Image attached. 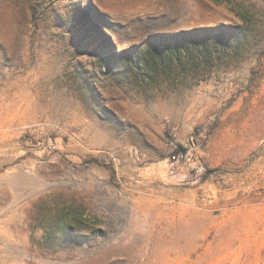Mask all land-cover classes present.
I'll use <instances>...</instances> for the list:
<instances>
[{"label": "rangeland", "instance_id": "rangeland-1", "mask_svg": "<svg viewBox=\"0 0 264 264\" xmlns=\"http://www.w3.org/2000/svg\"><path fill=\"white\" fill-rule=\"evenodd\" d=\"M0 264H264V0H0Z\"/></svg>", "mask_w": 264, "mask_h": 264}, {"label": "trees", "instance_id": "trees-1", "mask_svg": "<svg viewBox=\"0 0 264 264\" xmlns=\"http://www.w3.org/2000/svg\"><path fill=\"white\" fill-rule=\"evenodd\" d=\"M204 31L208 32L209 29ZM195 33L186 32L183 35L181 41L178 42L174 47H169L167 51H157L153 54L156 61L162 63L165 66L166 63L170 65H175L177 68L180 67L181 71L191 69L194 73L202 68L206 70L210 67V63L215 62L218 59L216 56V46L213 42L209 40L205 43H198L192 39ZM189 37H186V36ZM223 50H226L223 48ZM167 67V66H166Z\"/></svg>", "mask_w": 264, "mask_h": 264}]
</instances>
